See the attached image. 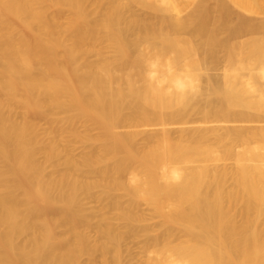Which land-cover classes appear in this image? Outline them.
Returning <instances> with one entry per match:
<instances>
[{
    "label": "bare ground",
    "instance_id": "6f19581e",
    "mask_svg": "<svg viewBox=\"0 0 264 264\" xmlns=\"http://www.w3.org/2000/svg\"><path fill=\"white\" fill-rule=\"evenodd\" d=\"M0 264H264V0H0Z\"/></svg>",
    "mask_w": 264,
    "mask_h": 264
},
{
    "label": "clouds",
    "instance_id": "9594fccd",
    "mask_svg": "<svg viewBox=\"0 0 264 264\" xmlns=\"http://www.w3.org/2000/svg\"><path fill=\"white\" fill-rule=\"evenodd\" d=\"M160 60L156 58V60L151 61L149 64L150 71L148 73V77L150 80H157L158 78V68H159ZM166 72L169 76H172V80L170 82L169 91H174L179 93L180 95H186L189 92L195 90V83L191 76L186 72L177 71L170 64L166 67ZM161 85H168L169 81L167 78L161 79L158 81ZM180 178V173L178 170L173 172V179L178 181Z\"/></svg>",
    "mask_w": 264,
    "mask_h": 264
},
{
    "label": "rangeland",
    "instance_id": "374dc122",
    "mask_svg": "<svg viewBox=\"0 0 264 264\" xmlns=\"http://www.w3.org/2000/svg\"><path fill=\"white\" fill-rule=\"evenodd\" d=\"M65 14H66V11H64V12H63V17H66V15H65ZM41 122H42V121H41ZM79 151H80V149H79Z\"/></svg>",
    "mask_w": 264,
    "mask_h": 264
}]
</instances>
